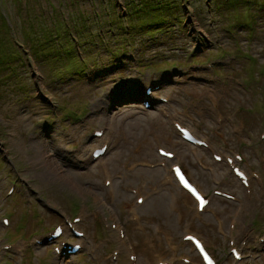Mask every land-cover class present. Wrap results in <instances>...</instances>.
<instances>
[{
	"label": "rangeland",
	"instance_id": "1",
	"mask_svg": "<svg viewBox=\"0 0 264 264\" xmlns=\"http://www.w3.org/2000/svg\"><path fill=\"white\" fill-rule=\"evenodd\" d=\"M183 2V25L174 22L169 34L117 40L125 0H0V264H150L156 256L203 264L187 232L220 264L264 263V0L238 8ZM76 27L81 76L66 74L68 59L50 53L65 48L63 33L79 43ZM127 43L132 51L113 57ZM176 122L205 145L184 140ZM144 136L153 155L141 149ZM161 147L176 158L161 156ZM174 164L207 194L203 214L172 178ZM153 169L160 176L152 186ZM143 194L165 202L177 233L163 234L153 203L137 202ZM57 226L66 231L53 237ZM75 243L82 247L71 253Z\"/></svg>",
	"mask_w": 264,
	"mask_h": 264
},
{
	"label": "trees",
	"instance_id": "2",
	"mask_svg": "<svg viewBox=\"0 0 264 264\" xmlns=\"http://www.w3.org/2000/svg\"><path fill=\"white\" fill-rule=\"evenodd\" d=\"M126 1V17H120L119 15L114 19V22H118V20L127 21V26L123 27V34L120 36H115L113 39H123L127 38L130 40L131 37H136L137 35L148 36L151 39L155 38L158 35L169 34L170 29L169 26H172L178 22L177 24H182V19L185 13V6L183 0H125ZM227 5L232 7H240V3L243 4L246 1L250 2L251 0H226ZM110 5V2L107 1ZM114 9V8H113ZM183 12V15H182ZM118 14V13H117ZM112 22V19H110ZM179 20V21H178ZM183 25V24H182ZM89 27L85 26V29ZM57 29V28H56ZM76 34L78 37L79 43L73 39L71 34L68 32L66 34H59L61 39L64 42V49L61 46L57 49H53L50 53L55 58L65 57L71 63V68H66V74L71 75V73L79 74L81 76L83 74L84 68L82 67V62L84 60L80 59L79 51L76 49L77 46L83 47L82 35L80 34V30L76 27ZM90 30V29H89ZM127 32V33H126ZM130 37V38H129ZM60 40V43H62ZM117 45V44H116ZM133 45V44H132ZM128 43L126 48L124 46H116L113 49V57L118 56L125 51H132L129 49ZM133 48V47H132ZM3 62H7L5 59H2ZM79 61V65L77 62ZM82 61V62H81ZM172 67V66H171ZM76 116V113L73 111L69 112V116ZM78 115H84V112H80Z\"/></svg>",
	"mask_w": 264,
	"mask_h": 264
},
{
	"label": "bare ground",
	"instance_id": "3",
	"mask_svg": "<svg viewBox=\"0 0 264 264\" xmlns=\"http://www.w3.org/2000/svg\"><path fill=\"white\" fill-rule=\"evenodd\" d=\"M132 94V93H131ZM134 97H140V95L139 94H134ZM212 108H215V107H217L218 106V103H216V101H212L211 102V104H209ZM174 118L175 119H179L180 117H178V116H174ZM244 126V124H243V122L241 121V120H238L235 124H234V128H237V129H239V128H241V127H243ZM225 126H222L221 128H224ZM162 139V138H161ZM164 139V142L166 141V137H164L163 138ZM156 140H157V138H156ZM141 144H142V146H141V149L146 153V154H151V155H153V148L151 147V144L149 143V141H147V137H143V139H142V142H141ZM43 155V154H42ZM99 157H101V156H99ZM229 162V161H228ZM159 170H157V169H153V170H150V174L147 176V178L146 179H148L146 182L148 183V182H151V184H152V186L153 185H155L157 182H158V178H159V176H160V174H159ZM102 174V176L104 175L103 174V172L101 173ZM174 176V175H173ZM107 177H109V176H107ZM178 182V181H177ZM151 184H149V185H151ZM179 184V183H178ZM180 185V184H179ZM113 187V186H112ZM110 192L113 194L114 193V191H113V188H110ZM139 194H141L140 193V191L138 192ZM139 197H141V196H139ZM247 198V197H246ZM252 199H253V197H252ZM144 201V200H143ZM170 201V203L169 204H173V205H175V204H177V203H174L172 200H171V198L170 197H168V202ZM153 203L151 206H148V209L150 210V211H152V212H155L157 215H158V217L160 218V219H162L164 222L163 223H165L166 224V226H163V230H164V232H163V234L164 235H169L170 234V231H171V228L172 229H174L175 227H174V223H173V215H172V213L171 212H169V214H167L165 211H164V204H165V202H163V201H161L160 200V202L159 201H157V200H154V199H150V200H146L145 201V203L143 204V207H142V209H144L145 207H147V205H149V203ZM176 202H177V200H176ZM207 205V206H206ZM204 207H203V209H202V211H206L207 210V208H208V204H206ZM178 206V205H177ZM196 208H197V210H198V203L196 202ZM199 212V211H198ZM215 216H216V219H217V221H218V223H219V226H220V230H222L223 229V224H225V222L224 221H221L220 220V218H221V214H215ZM175 217V216H174ZM9 226H11V224L9 225ZM171 227V228H170ZM174 231L177 233L178 232V230L177 229H174ZM64 232H65V230L63 231V234H64ZM185 235H194L193 233H191V232H187ZM164 238V237H163ZM160 241L162 242L163 241V239L161 240L160 239ZM157 259H159V256H156V260ZM155 260V262L154 263H150V264H158L159 262H161V261H163V260H161V261H156ZM166 262H169L170 263V261H166ZM64 264H70L68 261H66Z\"/></svg>",
	"mask_w": 264,
	"mask_h": 264
},
{
	"label": "snow or ice",
	"instance_id": "4",
	"mask_svg": "<svg viewBox=\"0 0 264 264\" xmlns=\"http://www.w3.org/2000/svg\"><path fill=\"white\" fill-rule=\"evenodd\" d=\"M179 171V170H177ZM201 205L203 206L204 203H206V201L203 200V198L200 199Z\"/></svg>",
	"mask_w": 264,
	"mask_h": 264
}]
</instances>
